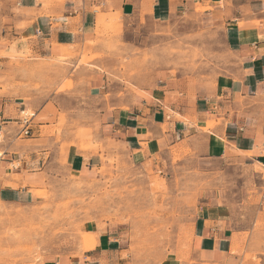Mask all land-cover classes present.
Wrapping results in <instances>:
<instances>
[{
	"label": "crops",
	"instance_id": "1",
	"mask_svg": "<svg viewBox=\"0 0 264 264\" xmlns=\"http://www.w3.org/2000/svg\"><path fill=\"white\" fill-rule=\"evenodd\" d=\"M0 1V134L6 135L0 205L34 203L41 171L53 166L62 143L68 144L63 158L67 171L84 179L114 155L111 146L143 161L185 143L194 156L247 164L256 191L250 200L215 194L201 201L184 264H254L247 255L264 264V0ZM197 7L205 9L207 24L222 31L224 51L207 76L159 69L118 80L112 70H91L73 57L53 77L54 94L34 87L40 78L34 80L29 69H48L44 62L65 51L76 53L96 39L103 24L100 14L106 19L120 16L125 31L143 21H171L175 13ZM19 55L28 57L26 86L3 93L2 77L13 72L7 67ZM95 63L103 66V60ZM67 79L73 80V88L64 89ZM81 79L86 100L78 93ZM28 110L33 112L31 136L20 137ZM63 118L74 123V133L66 127L61 135L53 130ZM82 127L92 128L97 148L76 144L75 133ZM15 162L19 167L14 168ZM119 257L112 240L101 234L92 250L37 264H121Z\"/></svg>",
	"mask_w": 264,
	"mask_h": 264
},
{
	"label": "rangeland",
	"instance_id": "2",
	"mask_svg": "<svg viewBox=\"0 0 264 264\" xmlns=\"http://www.w3.org/2000/svg\"><path fill=\"white\" fill-rule=\"evenodd\" d=\"M204 11L201 7L179 11L171 21H143L125 31L120 16L106 19L100 14L103 24L97 29L96 39L76 53L65 51L60 58L44 62L48 69H29L34 80L40 78L34 87H44L45 94H54L53 77L73 57H79V66L112 70L118 80L141 72L148 76L159 69L207 76L224 48L221 29L206 23ZM96 60H103V66ZM27 61V56L19 55L14 66L7 67L13 72L7 70L2 77L3 93L26 86ZM17 75L19 82L11 83ZM78 83V93L86 100L85 79ZM71 88L73 80L67 79L64 89ZM32 114L28 110L23 116L30 118ZM64 127L74 133V123L64 118L53 130L61 135ZM75 135L82 149L98 147L93 144L92 128L82 127ZM5 141L6 135L1 133L2 155ZM67 147L62 143L53 166H44L41 171L34 203L0 205V264H37L47 258L77 257L94 249L101 234L117 247L121 264H165L169 260L184 264L190 257L201 201L215 194L250 200L256 191L247 164L194 156L185 143L160 150L143 161L120 146H111L114 155L105 157L103 166L89 179L67 171L63 161ZM13 166L19 167V163ZM246 260L258 263L255 256L247 255Z\"/></svg>",
	"mask_w": 264,
	"mask_h": 264
},
{
	"label": "built area",
	"instance_id": "3",
	"mask_svg": "<svg viewBox=\"0 0 264 264\" xmlns=\"http://www.w3.org/2000/svg\"><path fill=\"white\" fill-rule=\"evenodd\" d=\"M29 120L30 118L27 116L23 117V126L21 128L20 135L25 137L31 136V129L28 127ZM0 156H2V154H0Z\"/></svg>",
	"mask_w": 264,
	"mask_h": 264
}]
</instances>
